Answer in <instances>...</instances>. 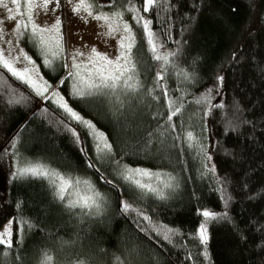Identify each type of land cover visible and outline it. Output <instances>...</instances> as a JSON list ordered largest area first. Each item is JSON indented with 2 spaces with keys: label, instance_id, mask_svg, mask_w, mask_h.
<instances>
[{
  "label": "trees",
  "instance_id": "16d2710c",
  "mask_svg": "<svg viewBox=\"0 0 264 264\" xmlns=\"http://www.w3.org/2000/svg\"><path fill=\"white\" fill-rule=\"evenodd\" d=\"M97 2L130 18L138 83L118 100L64 86L107 133L104 157L89 128L0 67V228L12 223L0 264H39L44 252L63 264H264V0H155L147 12L144 0ZM44 70L55 82L66 73ZM30 164L90 179L105 195L99 214L17 174ZM127 165L165 172L173 187L142 191ZM205 210L217 218L205 223Z\"/></svg>",
  "mask_w": 264,
  "mask_h": 264
},
{
  "label": "snow or ice",
  "instance_id": "6c2138e0",
  "mask_svg": "<svg viewBox=\"0 0 264 264\" xmlns=\"http://www.w3.org/2000/svg\"><path fill=\"white\" fill-rule=\"evenodd\" d=\"M12 4L16 7L15 9L9 8L6 0H0V6L7 8L9 12L15 11L20 15L21 19L17 25L16 31L23 35L24 32H21V29L27 31L29 29V25H31V37L30 39H39V43L41 47H45L49 50L53 47V41L55 48L63 51V43L64 40L63 35L61 34L62 21L59 17L56 18L55 22L49 27H42L38 25L32 15V10L34 8H42L47 10L50 3H53V0H24L25 10L21 12V0H11ZM56 6L60 5V0H54ZM68 3H72V0H68ZM128 3H131V0H128ZM155 4V0H144L143 11L147 12L150 8H152ZM110 6V5H109ZM102 7L97 3V0H80L78 4L73 7V12L75 14H79L81 10L87 13V17H92L98 21H104L108 26V32L106 35L114 36L117 31H119L118 22L122 19L123 13L120 11H113L112 13H101L99 15H94V12ZM135 10L136 12L141 11L140 9H129ZM27 16V23L24 22L23 17ZM87 17H82L87 22ZM8 19L15 20L16 16H10ZM133 19L139 24L142 22V26L148 35V42L152 45V52L155 54L156 60H164L167 61V56H161L157 53L156 44L153 41L154 33L150 29V24L152 23L150 20H146L143 16L137 15L134 16ZM2 23V21H0ZM123 30L130 35L124 37L119 42L118 54L115 57H110L107 53L98 52L95 47L91 49V54L89 55V63L92 65V69L94 71H89L88 78L84 79L81 77L80 83L84 85V87L77 88V94L80 96L83 95H116V90L119 88L122 91L131 90L134 91L138 87V83L135 82L136 77V62L134 60L133 48L135 46V36L131 35V26L127 23H123ZM48 33V39H45L43 34ZM0 35H2V30H0ZM125 39L128 41L125 43ZM54 56L55 52L52 53ZM83 53L77 51L74 53V58L76 56H82ZM21 58L24 61H27L25 67L21 69H17L14 65L20 62ZM47 63H51V61H47ZM35 62L31 60L26 53H24L23 49H20V54L18 56L12 57L9 52L8 55H5V51L0 49V67L6 69L9 73H11L14 77L25 82L32 86L33 88H37L36 81L32 79L31 73L35 71L34 68ZM76 68H80V65H74ZM73 73H69V76H72ZM75 75L79 76V72ZM159 80H163L164 77L161 74H157ZM50 86L45 83L41 88H37V91L40 95H43L44 92L48 91ZM87 88V92H85L84 88ZM108 90V91H105ZM211 91V90H209ZM55 94V93H54ZM207 97L204 98V101L198 102H206ZM174 101H169V105L174 104ZM62 107L77 121L83 123L87 128L91 130L90 134H94L97 138H103V144H98V148L101 151L108 150L111 151V145L107 143V137L95 129V126L87 120H84L81 116H79L73 109H71L67 103H63ZM179 111L176 108L169 115L168 120L171 121L172 117L177 114ZM188 139L191 140L193 134L191 132L187 133ZM130 173L135 176L142 177H153L155 176L159 179V173H153L149 170L145 169H128ZM18 175L27 176L31 175L34 177L44 178L49 182V185L55 190V195L57 200L63 202L65 207L69 210L79 208L82 211L87 209L91 212L93 209L96 214H99L101 210V201L103 200L102 194L95 189V186L91 183V181L87 179H83L80 177H75L72 175H65L58 170L49 169L45 165H36L23 167L18 169ZM131 179L132 177H127ZM137 187H139L142 191L145 192H153L163 198V191L156 187H153L150 183L142 182L139 179L133 181ZM110 183V181H109ZM165 188H171L173 185L170 183H164ZM131 209V205L127 202L122 204V210L127 212ZM203 217L205 218V223L209 220L216 219L217 216L215 213L210 211H203ZM147 219V217H145ZM172 231V230H168ZM11 237V228L7 227L3 233H0V245H6L7 247H12ZM167 238V237H166ZM199 238L201 243H207V228L205 224L200 225L199 229ZM53 258L47 252H44L41 256L39 264H52ZM79 264H84V262H79Z\"/></svg>",
  "mask_w": 264,
  "mask_h": 264
},
{
  "label": "rangeland",
  "instance_id": "374dc122",
  "mask_svg": "<svg viewBox=\"0 0 264 264\" xmlns=\"http://www.w3.org/2000/svg\"><path fill=\"white\" fill-rule=\"evenodd\" d=\"M79 2L80 0H72V3H68V0H60V5L56 6L53 0V3L49 4L47 10H44L42 8H34L32 10L34 21L42 27L51 26L55 22L57 17L61 19L62 21L61 34L64 37V40L62 41L63 51H60L59 49L55 48L54 41H53L52 49L49 50L45 47H41L38 38L30 39L31 25H29V29L27 31L21 29V32H24V34L20 35L16 31L17 25L21 19L20 15L17 14V12L15 11L9 12L7 8L0 6V21H2V23H0V30H2V35H0V49L5 51V55H8V53L10 52L12 57L18 56L20 54V49H23L24 53H26L27 56H29L31 60L35 62L34 64L35 71L31 73V76L32 79L36 81L37 88L42 89V86L45 83H47V85H49L50 87L48 88L47 92H44L43 95H40L37 91V88H33L29 84L28 85L44 99H49L52 102H54L68 116L71 117V115L62 107L63 103H67V105L71 109H73L79 116H81L84 120L90 121L94 125L95 122L91 118H86L87 116L84 115V113H82L71 101L70 96L64 89V86L67 87L71 96H75V97L88 96L87 94L83 96L78 95L77 88L84 87V85L80 83L81 77L87 79L89 71H94L88 59L89 55L91 54V49L95 47L98 52L107 53L110 57H115L118 54L120 40L130 35L129 33L124 32L123 23L127 22L131 26V29H132V23L130 18L125 13V11L121 10L120 8L109 7V5L111 4H101L97 2L102 7L97 9L94 12V15H99L101 13L110 14L113 11H120L123 13V17L118 22L117 25L119 27V31H117L114 36H108L106 35V33L108 32L109 29L104 21L102 20L98 21L96 19H93L92 17H87V13L84 12L83 10H81L79 14H75L73 12V7ZM6 3L8 4L9 8L15 9L16 6L12 4L11 0H6ZM37 3H39V0H37ZM24 10H25L24 0H21V12H24ZM10 16H16V19L15 20L8 19V17ZM82 17H87V22ZM23 19L24 22L27 23L26 15L23 17ZM131 35H133V30L131 31ZM43 36L45 39H48L49 34L44 33ZM124 42L127 43L128 41L125 39ZM77 51L82 52L83 55L76 56L74 58V53H76ZM53 52L56 53L55 56L52 54ZM47 61H51V63L49 64L47 63ZM62 63L65 64L66 73L60 79V81L55 82L45 72L46 70H44V68H48V70L52 74H58L61 71ZM26 64L27 61H24L21 58L20 62L16 63L14 66L17 69L22 70ZM77 64L80 65L79 69L74 67V65ZM70 72L73 73L72 76H69ZM77 72H79L80 74L79 76L75 75ZM84 90L85 92L88 91L86 87L84 88ZM106 96L113 98L115 100H118L120 98L124 99L126 97H130V90L122 91L121 89L118 88L116 90V95L109 94ZM220 99L221 97L218 96L215 99V101H219ZM99 128L100 127L97 128L95 126L96 130L103 133L107 137V143L110 144L111 141L109 142L110 139L107 133L103 129L101 128L99 129ZM94 139L96 142V147L98 148V144L101 145L102 147V144L104 142L103 138L98 139L97 136L94 135ZM98 150H100V148H98ZM105 152L106 151L101 152L100 158L105 156ZM10 161H11L10 164L14 163L13 162L14 160H10ZM36 165L39 164H30L26 167L36 166ZM12 167L15 168V166ZM125 168H126L125 175L127 177L131 176L132 177L131 179L133 180L139 179L142 182L150 183L153 187L162 188L164 187V183H169L168 175L165 172H162L158 169H152L144 166H130V165L125 166ZM137 168L149 170L153 173H159V179H157L155 176L153 177L135 176L128 171V169H137ZM72 176L80 177L91 181L88 178L81 177L78 175H72ZM102 196L104 200L105 195L102 194ZM7 227L11 228L10 239L12 241L11 221L6 222L0 228V233H3ZM52 264H63V263L60 262L59 260L58 261L53 260ZM72 264H79V263H72Z\"/></svg>",
  "mask_w": 264,
  "mask_h": 264
}]
</instances>
